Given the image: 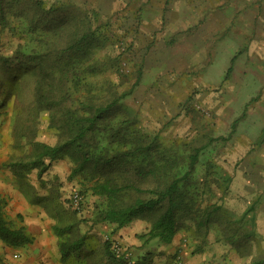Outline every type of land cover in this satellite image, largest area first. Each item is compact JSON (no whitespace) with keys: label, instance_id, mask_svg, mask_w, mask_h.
<instances>
[{"label":"rangeland","instance_id":"obj_1","mask_svg":"<svg viewBox=\"0 0 264 264\" xmlns=\"http://www.w3.org/2000/svg\"><path fill=\"white\" fill-rule=\"evenodd\" d=\"M27 1L14 0L10 6L4 2L9 23L5 28L0 27V54L9 55L17 45L31 52L48 40L40 23L42 17L31 0ZM42 1L46 10L56 6L66 17L70 12H88L93 27L101 31L102 42L92 49L89 57V63L101 64L100 68L86 74L82 84H89L92 92L103 95L110 90L126 93L112 116V125L127 123L132 136L153 141V156L156 160L171 157L178 163L174 171H183L188 156L196 148L204 147L193 174L181 189L185 200L199 211L192 213L194 221L189 219L179 228L182 235L177 252L166 253L163 249L171 243L161 245L156 241L124 246L111 236L115 226L108 223H100L109 226L102 233L89 231L95 197L89 190L85 191L79 177L70 178L71 164L67 159H60L66 165L54 178L58 183L54 202L59 216L57 226L67 228L63 238L73 240L87 235L91 251L109 240L113 252L126 254L132 261L148 253L152 264H181L195 254H204L190 248L201 243L215 245L229 236L228 243L237 244L243 238L239 233L245 234L249 229L261 235L259 231H264V43L248 44L247 37L244 38L249 32L246 27L229 28L240 35L231 39L241 42H227L224 38L221 43L217 34H213L216 30L224 32L221 28L216 29L211 22L205 34L203 26L206 19L216 15L227 20L234 16L235 26L237 20L251 21L253 13L222 12L221 8L233 10L231 5H238V0H207L211 7L220 4L217 13L200 11L199 0H188L193 8L185 13L177 10L179 5H168L167 0ZM258 1L257 4H263V0ZM255 14L256 22L264 18V11ZM184 23L192 32L187 37L188 44L192 41V47L200 46L207 52L176 54L174 40L180 37L172 32L177 30L175 27L184 28ZM183 41H179L181 48ZM31 72L17 70L16 75L31 81ZM258 87H261L259 91ZM5 96L6 93L0 98V103L4 102L0 109V130L7 128L18 158L28 162L32 144L16 137L14 116L19 108L24 115L28 113L31 98L25 91L22 105H17L12 95ZM38 121L32 125L36 128L34 141L54 146L57 133L48 128L46 115ZM46 160L44 165L49 163ZM36 169L27 172L28 177L34 179V171H40ZM65 171H69L67 176ZM73 193L82 198L77 212L69 204ZM201 211L210 213L205 226L197 224ZM128 226L147 231L149 223L135 220ZM247 237L243 238L246 242ZM87 255L82 251L80 256ZM72 259L76 260L75 256ZM85 259L89 261L90 257Z\"/></svg>","mask_w":264,"mask_h":264},{"label":"trees","instance_id":"obj_2","mask_svg":"<svg viewBox=\"0 0 264 264\" xmlns=\"http://www.w3.org/2000/svg\"><path fill=\"white\" fill-rule=\"evenodd\" d=\"M13 1L0 0L1 28L9 23L4 2L10 6ZM31 2L42 17L40 23L48 40L31 52L17 45L9 55L0 54V98L4 93L5 98L12 95L17 105H22L25 91L31 98L28 113L24 115L18 107L14 116L16 137L32 144L26 166L43 169L52 161L67 159L71 164L70 178L79 177L85 191L89 190L95 197L92 218L88 220L91 225L108 223L120 229L135 220H146L149 228L139 239L144 244L152 241L170 244L184 222L194 221L192 213L199 211L185 200L181 189L193 174L204 147L196 148L188 156L183 171H174L178 163L171 157L156 160L153 156V141L132 136L127 123L112 125V116L126 93L110 90L103 95L92 92L89 84H82L84 76L96 72L101 65L89 63L92 49L102 42L101 31L93 27L92 17L85 11L70 12L66 17L56 6L46 10L42 0ZM17 70L32 71L31 81L18 78ZM44 114L48 128L57 133L54 146L34 141L36 128L32 125ZM46 159L49 163L44 166ZM209 217L208 211H201L197 224L205 226ZM65 231V227L54 229L59 238L61 262L72 256L79 258L82 251L88 257H96L88 249L87 235L70 240L63 238ZM226 238L230 241L231 237ZM243 238L237 243L246 241ZM0 240L10 247L31 241L24 229H14L5 220L1 202ZM100 256L104 264H152L148 253L135 261L126 254H116L109 240L102 243ZM250 264L263 262L256 260Z\"/></svg>","mask_w":264,"mask_h":264},{"label":"crops","instance_id":"obj_3","mask_svg":"<svg viewBox=\"0 0 264 264\" xmlns=\"http://www.w3.org/2000/svg\"><path fill=\"white\" fill-rule=\"evenodd\" d=\"M176 1L178 0H167V3L171 6L179 5L177 10L183 11L184 13L190 11V8H193L188 3V0H183V3L179 0L177 4ZM258 2L260 3L261 0ZM181 4H183L182 7H180ZM237 4L231 5L233 10L229 7L226 9L220 8L222 12H252L253 16L251 17V21L250 19H248V22L237 20L235 26H233L235 22L233 19L234 16L231 17L232 19L227 20V18L219 19L216 15L214 16L215 18L206 19L203 23L205 34L208 32L206 27L208 28L210 23L214 22L216 29L221 28L224 31H213V34H217V37H219L218 41L221 43H224L226 40L224 38L228 39L227 42H241L240 40L236 41L235 39H231L235 36L240 37L239 34L229 30L232 27H236L237 29H240V27L248 28L249 32L244 35V38L247 37L246 41L248 44L264 43V18L258 22H256L255 18L256 11H264V0L263 4L260 3L261 5L257 4V0H238ZM216 6L218 7L220 4H215L211 7L207 5V0H199L200 11L207 12L215 10L217 13L220 8L218 7L217 10L215 9L217 8ZM236 6L238 7L236 8ZM175 26L178 25H174L173 27ZM175 28L177 30L172 32V34L180 37L178 40H174L175 51H177L176 54L178 56L184 54L189 55L197 53L198 51L199 53L203 51L207 52L202 47L200 48V46L192 47V41L191 45L188 44L187 37L192 32L187 30L189 28L187 24H185L184 28L180 26ZM182 39L184 40L183 48L179 46V41ZM259 88L261 87H258L257 91L260 90ZM13 144L14 142L10 139L7 128L3 127L0 130V202L3 205V216L5 220L14 229H24L26 235L31 238V241L19 247H10L0 240V264H104V260L100 256L102 245L101 247H97L96 251H93L96 254V258H93L95 257L93 255L89 261L83 256L79 258L75 257L76 260L72 259L73 261H70L72 256L65 263L61 262L58 247L59 238H57L54 232L57 226V220H59V216L57 215L58 210L55 209L56 207L54 205L58 183L55 182L54 178L60 175L59 172L63 171L61 169H64L66 162L62 160L50 162L51 164L49 163L50 166H47V168H40V171H34L35 176L39 178L35 177L33 179L32 177H28L26 173L37 169L26 166V162L18 158ZM65 174L67 176L69 171H65ZM58 188L60 191L64 190L63 187ZM107 228L109 226L92 224L89 231L102 233ZM146 232L128 226L120 229L114 228L111 231V236L124 246L136 247L139 245V241H141L139 236ZM259 232H261L260 234L263 236V240L257 231L249 229L245 234L239 233L243 237L248 236L249 239L247 242L244 241L237 244L231 242L230 245L228 243L229 240L224 239L215 245L204 246L201 243V246L190 247L191 249L195 248L197 251L204 252V254H195L188 260L185 259L181 264H250L256 260H262L264 264V231ZM181 235V232H177L171 244L163 250L170 254L180 250L179 239Z\"/></svg>","mask_w":264,"mask_h":264},{"label":"built area","instance_id":"obj_4","mask_svg":"<svg viewBox=\"0 0 264 264\" xmlns=\"http://www.w3.org/2000/svg\"><path fill=\"white\" fill-rule=\"evenodd\" d=\"M69 204L74 210L79 211L82 204L81 196L78 193H73L69 198Z\"/></svg>","mask_w":264,"mask_h":264}]
</instances>
